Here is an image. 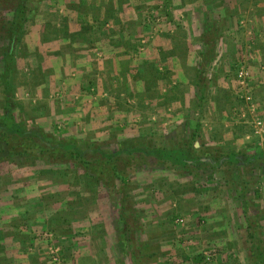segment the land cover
<instances>
[{
  "label": "rangeland",
  "instance_id": "rangeland-1",
  "mask_svg": "<svg viewBox=\"0 0 264 264\" xmlns=\"http://www.w3.org/2000/svg\"><path fill=\"white\" fill-rule=\"evenodd\" d=\"M15 4L0 0L15 122L106 152L196 131L217 163L119 157L120 180L98 154L0 142V252L24 251L0 264H264V157L227 159L264 152V0H28L12 40Z\"/></svg>",
  "mask_w": 264,
  "mask_h": 264
},
{
  "label": "trees",
  "instance_id": "trees-1",
  "mask_svg": "<svg viewBox=\"0 0 264 264\" xmlns=\"http://www.w3.org/2000/svg\"><path fill=\"white\" fill-rule=\"evenodd\" d=\"M28 0H16L14 7L13 19L11 21V39L16 40L18 38L19 29L22 26L21 21L25 19L24 12L27 6ZM12 43V42H10ZM3 71L1 72L0 80L4 86V112L0 121V142L7 144L8 152L23 154L26 152V146H30L29 143L33 142L35 147H40L39 150L44 152L55 151L61 155H66L68 160H74L79 164H83L84 167L94 161L93 157L99 155L98 164H109L111 170L115 175V178L124 180V176L120 174L113 163V159L125 156L141 157L142 159H155L157 161L168 162L171 166L179 167H200L202 165H212L213 162L217 163V159L206 157L201 154H197V147L194 145L195 139L198 136L194 131L190 137V140L182 146L175 147H163L161 145H153L150 147L144 145H135L133 147H123L119 150L106 152L100 149L92 151L86 141H64L58 142L54 145L45 140L44 134L41 129L36 127L25 128L22 124L17 123L11 116V91H10V70L11 64L14 60V49L11 45L7 46L3 50ZM12 142V143H11ZM8 145H10L8 147ZM91 151V152H90ZM93 152V153H92ZM1 156V155H0ZM3 157V156H2ZM264 152H260L257 155H242L237 153H231L227 156L228 161L239 163H249L252 160L263 158ZM207 158V159H206Z\"/></svg>",
  "mask_w": 264,
  "mask_h": 264
},
{
  "label": "crops",
  "instance_id": "crops-1",
  "mask_svg": "<svg viewBox=\"0 0 264 264\" xmlns=\"http://www.w3.org/2000/svg\"><path fill=\"white\" fill-rule=\"evenodd\" d=\"M27 213L28 212H26V211H24V212H22L21 214V216H23L22 218L24 219L26 216H27ZM8 217H9V215H7ZM11 216V215H10ZM8 217H6V219H7V221H8ZM3 218V217H2ZM26 219V218H25ZM1 222V221H0ZM7 223V222H6ZM24 222H22L19 226L21 227V225L23 224ZM1 224H2V222H1ZM13 226H18L17 224H15V223H13ZM5 228L6 229H10V227L9 226H5ZM12 229H15V228H12ZM6 240H8V241H11V245H8V246H5V251L4 252H0V256L3 254H5L7 257H9V258H12V257H14V258H16L17 259V257H19L20 256V254H22V252H24V251H19L18 249H17V242H16V240H15V238H14V240L15 241H13V239H12V237H7L6 238ZM22 242H26V241H22ZM9 243V242H8Z\"/></svg>",
  "mask_w": 264,
  "mask_h": 264
},
{
  "label": "built area",
  "instance_id": "built-area-1",
  "mask_svg": "<svg viewBox=\"0 0 264 264\" xmlns=\"http://www.w3.org/2000/svg\"><path fill=\"white\" fill-rule=\"evenodd\" d=\"M237 76L240 80H243L247 76V71H245L243 68H241V69H239ZM177 220H180V219H177Z\"/></svg>",
  "mask_w": 264,
  "mask_h": 264
},
{
  "label": "water",
  "instance_id": "water-1",
  "mask_svg": "<svg viewBox=\"0 0 264 264\" xmlns=\"http://www.w3.org/2000/svg\"><path fill=\"white\" fill-rule=\"evenodd\" d=\"M199 144H198V142H195V146L197 147Z\"/></svg>",
  "mask_w": 264,
  "mask_h": 264
}]
</instances>
